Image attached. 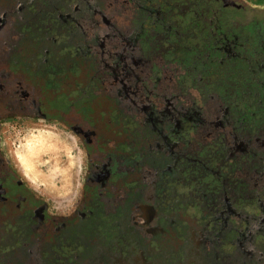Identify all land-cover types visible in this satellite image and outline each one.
Listing matches in <instances>:
<instances>
[{"label":"flooded vegetation","instance_id":"af4514ba","mask_svg":"<svg viewBox=\"0 0 264 264\" xmlns=\"http://www.w3.org/2000/svg\"><path fill=\"white\" fill-rule=\"evenodd\" d=\"M120 1L68 0L73 4H91L95 25L80 27L79 36L52 33L44 40L36 34L34 24L33 34L30 21L26 22L28 26L17 28L16 18L21 16L13 14L20 8L13 5L4 8L7 12L0 21V87H3L0 125L5 119L19 116L61 120L87 150L92 174L83 186L78 208L70 218L61 219L52 216L47 204L25 184L0 149V264H145L138 257L145 254L146 246L139 241L135 243L130 233L135 232L145 240L148 231L144 230H149L152 222L145 215L154 212L151 205L161 206L157 203L155 206L147 196L151 188L149 169L161 154L150 147L149 140L155 135L150 126L159 124L164 113L140 100L143 94L149 96L152 88L159 87L151 74L141 75L147 68L169 67L173 63L177 74L181 70L189 73L176 77L173 93L181 90L182 97H175L173 103L177 107L170 104L184 111V116L195 111L198 136L216 133L219 137L211 149L216 148L222 154L216 156L215 152L205 158L203 137L185 146L183 129L181 142L172 135L167 137L171 148H167L166 155L173 156L185 175L195 170L198 177L203 175L205 171L196 167L199 165L212 177L206 206L222 223L220 238H226L234 247L227 255L228 264H239L236 255L254 254L246 250L253 242L250 238L260 235L259 242H264V226L253 229L258 219L244 210L248 204L254 207L259 204L264 210L262 199L248 195L258 192L261 180L264 182V176L258 173L261 169L264 175V8L245 0H123L118 6ZM97 2L106 6L110 3L113 10L109 12L107 6L98 12ZM49 4L43 3L39 11L49 26L57 25V14L51 13L57 11ZM62 5L57 3L56 8L64 12ZM26 9L35 13L29 7ZM116 14L118 22L124 20L121 23L127 24L126 27H118L117 20L112 19ZM68 24L78 26L73 21ZM108 27L118 35L126 33L128 38L118 46L107 39L96 40V35H102ZM21 34L27 36L24 45L20 44ZM154 34L163 37L168 62L160 59L148 65L147 41ZM59 38L65 39L64 45L72 43L79 52L73 59L62 60L67 67L77 66V76L52 75L55 63L51 75L48 72L42 75L39 70L48 67L46 55L50 53L51 58H56L54 44ZM40 43L48 44L43 52ZM31 52L33 56L29 55ZM172 54H177L176 59ZM82 55H88L83 68L76 62ZM39 56L42 61H38ZM134 56L140 61L136 75L132 73L139 76L138 81L128 77V67L123 65ZM113 58L119 63L109 61ZM117 64L120 76L110 75ZM86 71L90 74H85ZM48 77V81L65 87L64 91L54 93L44 86ZM193 87L205 93L207 104L201 109L191 104L188 93ZM73 88L78 89L75 95ZM184 104L189 111L182 109ZM173 108L166 113H174ZM180 150L186 152L177 157ZM210 164L215 171L208 167ZM165 179L168 186L170 179ZM260 190L258 193L264 194V189ZM129 196L130 199H124ZM137 215L143 223L140 218L133 219ZM144 216L149 218L144 220ZM236 217L246 220L248 227L239 226L241 222L233 223ZM55 232L63 233L60 235L63 239L56 241ZM172 264L186 263L174 260Z\"/></svg>","mask_w":264,"mask_h":264},{"label":"rangeland","instance_id":"374dc122","mask_svg":"<svg viewBox=\"0 0 264 264\" xmlns=\"http://www.w3.org/2000/svg\"><path fill=\"white\" fill-rule=\"evenodd\" d=\"M245 1L253 6L262 5V8H264V0ZM43 3L46 5L50 3V8L57 11L51 12L57 14L56 17L59 18L57 25L53 24L49 26L45 22V15L39 11V6H42ZM57 3L63 4L62 8H65L64 12L56 8ZM118 3L123 4V0ZM9 5L16 6L18 9L20 8L18 11L15 10L17 13L13 14V17L21 16L20 18H16L17 28L19 29L26 22L30 21L32 22L30 24L32 30L33 24L37 26L36 34L42 40L52 33L79 36L78 32L82 31L80 27L87 24L94 26L96 22L91 14L93 12L90 8L91 4H73L69 3L68 0H0V21L4 19L5 12H7L4 8ZM96 5L99 7L98 12L104 11L107 8L104 3L99 4L97 2ZM28 7L34 10L35 13L27 10L26 8ZM18 12L23 15L18 14ZM25 13L29 14L24 15ZM69 21L76 22L78 26L69 25ZM120 22H124V20H120ZM0 25H2V22ZM123 25L126 27L127 24ZM25 26H28V24L23 27ZM17 32H20V30ZM132 32L133 30L129 34H132ZM33 34H35L34 30ZM20 36V44L24 45L27 36L22 34ZM101 38L107 39L109 43L111 42L118 46L128 36L126 33L118 35L116 31L108 27L102 35L97 34L95 39L100 41ZM162 41L163 37L157 34L149 36L147 44L150 45V59L146 61L148 65L160 59L168 62L164 57L167 52L162 47ZM64 42H66L65 39L60 38L54 45L57 47V44L62 45ZM40 45L42 50H45L48 44L40 43ZM38 52L41 51L39 50ZM29 55L33 56L34 53L31 52ZM170 56L176 59V54ZM136 57L127 58V62L123 63V65L128 67V77L138 81L139 76H133L136 75V67L140 63V61L135 60ZM109 61L119 63L115 58ZM83 65L85 63L79 61L78 67L83 68ZM99 66L102 67V65ZM173 66L174 63L158 71L147 68L143 74V76L146 75L147 77L151 74L155 85L159 86L158 88H152L153 97L147 96V104L156 105L160 112L164 113L163 115L161 114L159 124L152 123L150 126L153 129V134H155L149 140L150 147L155 149L153 150L154 153L161 152V154L156 162L150 166L148 181L151 188L148 191L150 196H147V200L150 197L155 206L156 203L161 206L157 208L151 205L150 208L154 209V212L145 215L150 216V220L152 221L147 227L149 230H144L146 233L148 231L145 240H141L135 232L130 233V238L135 243L139 241L141 245L145 244V254H141L138 257L145 264H172L174 260L177 263L183 260L186 264H228L226 261L227 255L234 251V247L230 242H227L226 238H220L222 235L219 231L222 230V223L218 217L216 218L215 215H212L208 211L206 206L209 192L211 191L208 186H211L212 177L207 174L205 168L199 165L196 167L205 171L203 175L198 177L196 174L197 170L193 173L189 171L187 172L188 175H185L179 171L178 164H176L177 161L173 160V156L166 155L168 152L167 148H171L167 140L169 135L174 136L181 142L180 136L183 129H185L184 132L187 139H196V136L198 138L195 111H192L193 114L186 113V116L182 115L179 111L166 113L171 109L169 103L173 102L175 97H182L181 90H178L174 94V88H170L171 84L174 85L177 77V72L173 69ZM114 68V70H110V75L120 76L121 68L119 64ZM180 73L183 75L184 71L181 70ZM101 74H105V72L102 71ZM150 89L151 87H148V90ZM0 91L3 92V87H0ZM171 93L174 95H171ZM188 94L194 108L201 109V107L207 104V99L204 98L205 93L200 88L193 87ZM131 95L136 99L134 94ZM149 98L154 100L151 101ZM187 110L189 111V109ZM204 136L206 135L204 134ZM205 138L206 141L207 139L211 140L207 136ZM40 140H45L43 145L46 147H42L41 149L39 147L35 151H33L34 149L29 150L28 144L31 145L34 142L39 144ZM212 144L215 143L212 142ZM44 148L47 151H44ZM0 149L12 168L17 170L25 184L35 192L39 199H42L47 204L48 211L52 216L61 219L71 217L78 208L83 186L90 177V174H92L91 165L88 160L89 154L72 129L63 125L61 120L56 119L45 120L43 118H25L21 116L11 117L5 119L0 125ZM185 152V150H180L177 157H180L179 154L184 155ZM192 162L194 163L196 160H192ZM258 173H260V176H264L261 174V169ZM165 178L170 179L168 186V181ZM231 181L232 178H229L228 182L230 183ZM261 182L260 188L256 189L258 192H261L260 189H264L263 180ZM250 188L255 189L252 185ZM258 192H250V194L246 192V196L248 198L250 196L253 199L259 198L264 201V194H259ZM124 199L128 200L130 196L124 197ZM244 210L247 215L258 219L255 222V226L252 227L253 229H259L261 226H264V210L261 209L259 204L256 207L248 204L247 207H244ZM145 216L143 217L144 220L149 218ZM135 217L136 220L140 218L137 215L133 216V219ZM242 219L236 217L232 221L233 223L241 222L239 226L245 224L248 227L246 220L243 221ZM140 223H143L142 218H140ZM243 232L246 235L247 229ZM251 233L254 232L251 231ZM259 239H262L260 235L250 238V241L253 242L246 248V250L252 251L254 254H251V256H235L239 264H248L250 262V264H264V242L260 243Z\"/></svg>","mask_w":264,"mask_h":264},{"label":"trees","instance_id":"16d2710c","mask_svg":"<svg viewBox=\"0 0 264 264\" xmlns=\"http://www.w3.org/2000/svg\"><path fill=\"white\" fill-rule=\"evenodd\" d=\"M111 4L110 3H107V6H109L110 8H107V10H109V12H111V10H113V7H111L110 6ZM120 5V3L118 4V6ZM118 14H116V15H114V16H112V19L115 21V20H117V23H118V27H124V25L121 23V22H118V19L117 18H119V16H117ZM116 16H117V18H116ZM60 39V38H59ZM33 40H35V39H33ZM57 44V43H56ZM50 46V45H49ZM54 47V46H53ZM60 47V48H59ZM63 48V49H62ZM54 49H56L57 50V53L55 54L56 55V58H51L52 57V55L51 54H48V55H46L45 56V62H46V66H48L47 68H45L44 66H42L39 70L42 72V75H44V74H46L45 72H48V74L49 75H51L50 73H51V66H53V65H57V67H55V69H54V73L52 74V75H55V74H57L59 77L60 76H66V75H69V76H71V75H74V76H77L78 74H79V71H77V66H70V67H67V66H65L62 62V60H64V58H69V59H73V58H75V56H78V51H77V49H76V47L72 44V43H70V42H68V43H66L65 45L64 44H62V45H60V44H57V47H54ZM74 49H76V51L74 50ZM166 50V49H165ZM164 50V51H165ZM42 52L44 51V50H41ZM66 51V52H65ZM70 51V52H69ZM78 52V53H77ZM40 54H41V52H40ZM42 55V54H41ZM177 55V54H176ZM90 57V56H89ZM41 58H42V56H41ZM41 58H40V56H39V60L38 61H42L41 60ZM60 58V59H59ZM86 58H88V55H82V56H79V60H80V62H83V63H86ZM52 59H56L57 61H53ZM36 60V59H35ZM70 62H75V61H70ZM76 62H79V61H76ZM53 63H55V64H53ZM37 64V63H36ZM83 67H84V65H83ZM86 68H87V66H86ZM85 68V69H86ZM163 68H167V67H159V68H156V67H154V69L156 70V71H158V70H161V69H163ZM153 69V70H154ZM90 70H92L93 71V69H90ZM187 70H185L184 71V73L186 74V73H189V72H186ZM80 73H84L83 71H81ZM85 74H90V73H88V71H86V73ZM180 75H181V73L179 72L178 74H177V76L178 77H180ZM188 75V74H187ZM141 77H143V74L141 75ZM50 79V77H48L47 78V85L46 84H43L44 86H47V88H49V89H52L53 91H54V93L56 92H61V91H64V88L62 89V87H61V84L59 83V82H52L51 80L50 81H48ZM177 79L178 78H176L175 79V81H177ZM160 82V81H159ZM174 86H175V83H174V85H172L171 84V87L170 88H174ZM55 88V89H54ZM69 90H71V88H69ZM73 90H74V93H73V95H75V93L78 91V89H74L73 88ZM174 90V89H173ZM140 91V90H139ZM146 91H148V90H146ZM148 93V92H147ZM171 95H174V94H172L171 93ZM149 96L150 97H153V94H152V92L149 94ZM244 96H248L247 94H245ZM142 98V99H141ZM141 98H140V100L141 101H146V99H147V94L146 95H142L141 96ZM150 99V98H149ZM151 101H153L154 99H150ZM171 104H173L175 107H177L176 106V104L175 103H173V102H170ZM169 103V105H170V107L171 108H173L172 107V105ZM250 103V102H249ZM150 108H153L155 111H160L159 109H158V107H156V105L154 106V105H152V104H150V105H148ZM184 106L185 107H182V109L183 108H186V110H187V107H188V105H186V104H184ZM172 111H174V113L175 112H177V111H179V112H181L182 113V115H184L183 114V112L184 111H182V110H176V108H173L172 109ZM204 111H206V109H204ZM209 131V130H208ZM214 134H215V136H214ZM185 135V134H184ZM198 135V134H197ZM206 136H207V138H210L211 140H208L207 139V141H206V136H204V133H202L201 135H199L198 137H203V139H204V142L202 143L203 144V146H204V148L205 149H207V150H205V149H203V151H202V154H204V157L205 158H208L210 155H213L212 153H215V152H217V155L216 154H214V155H216V156H218V155H220V152L221 151H216V148H212L211 149V147L213 146V144H212V142H214L215 141V139H216V137L218 138L219 136H217L216 135V133H213L212 134V132H211V134L209 133V134H205ZM184 138L185 139H183L184 140V144H185V146H188V145H190V144H193V143H195V140L197 139V136H196V139H194V138H191V139H187L185 136H184ZM199 142V141H198ZM200 144H201V142H199ZM216 143H218V141L216 142ZM181 145H183V144H181ZM216 145V144H215ZM220 146H222V145H220ZM208 148H210V150H208ZM224 149H225V147H224ZM221 154H222V152H221ZM236 155H238V153H236ZM238 160V159H237ZM212 171H215V170H213V165L212 164H210L209 166H208ZM212 187H214V185H212ZM182 196V195H181ZM185 196V195H184ZM54 234H56V235H58V237L56 238L55 237V240L56 241H60L61 239H63V237H61L60 235H63V233H57V232H55ZM77 245V244H76Z\"/></svg>","mask_w":264,"mask_h":264},{"label":"bare ground","instance_id":"6f19581e","mask_svg":"<svg viewBox=\"0 0 264 264\" xmlns=\"http://www.w3.org/2000/svg\"><path fill=\"white\" fill-rule=\"evenodd\" d=\"M44 142H45V140H40V143L39 144H37L36 142H34L31 145L28 144L29 150H33L34 149L33 151H35V150L39 149V147H40V149L42 147H46L45 145H43ZM44 149H45L44 151H47L46 148H44Z\"/></svg>","mask_w":264,"mask_h":264}]
</instances>
